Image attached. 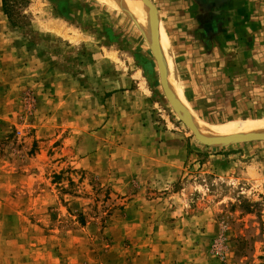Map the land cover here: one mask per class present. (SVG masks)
Segmentation results:
<instances>
[{"label":"rangeland","instance_id":"1","mask_svg":"<svg viewBox=\"0 0 264 264\" xmlns=\"http://www.w3.org/2000/svg\"><path fill=\"white\" fill-rule=\"evenodd\" d=\"M137 1L190 115L107 0H0V264H264V138L189 126L264 119V0Z\"/></svg>","mask_w":264,"mask_h":264},{"label":"bare ground","instance_id":"2","mask_svg":"<svg viewBox=\"0 0 264 264\" xmlns=\"http://www.w3.org/2000/svg\"><path fill=\"white\" fill-rule=\"evenodd\" d=\"M117 8L123 10L128 15H130L143 32L151 39L152 34L150 31V7L145 3L139 2L137 0H107ZM153 24V23H152ZM164 36V35H163ZM159 36V47L161 54L162 67L166 76L167 90L171 93L172 97L178 100L184 105V112L187 115L188 107L185 105L183 97L180 93V87L175 75L174 62L170 53V49L165 37ZM157 40V41H158ZM166 87V86H165ZM178 102V103H179ZM176 103V101H175ZM180 112V111H179ZM190 117V116H189ZM193 122L194 130L199 134V136L205 139L212 140H225L229 137L234 138L235 136H247L252 134H264V119H246L230 121L226 123H206L191 118ZM190 121V122H191ZM193 130V129H192Z\"/></svg>","mask_w":264,"mask_h":264},{"label":"water","instance_id":"3","mask_svg":"<svg viewBox=\"0 0 264 264\" xmlns=\"http://www.w3.org/2000/svg\"><path fill=\"white\" fill-rule=\"evenodd\" d=\"M152 45H153V51H154V55H155V58H156V61H157V65H158V69H159V73H160V77H161L162 83L164 85H166V76H165V73H164V70H163V67H162V61H161L160 51H159V47H158V41H157V38H156V35H155L154 32H153V35H152ZM189 126L194 130L192 122L189 123ZM248 137H250V138L251 137L252 138H264V134L263 135H261V134H252V135H248ZM234 138H236V139L240 138L241 139V138H245V136H235ZM230 139H232V137H230L229 140ZM225 140H228V139H225Z\"/></svg>","mask_w":264,"mask_h":264},{"label":"trees","instance_id":"4","mask_svg":"<svg viewBox=\"0 0 264 264\" xmlns=\"http://www.w3.org/2000/svg\"><path fill=\"white\" fill-rule=\"evenodd\" d=\"M3 12L7 15V17L10 19L9 13H8V5L10 4L9 0H1Z\"/></svg>","mask_w":264,"mask_h":264}]
</instances>
